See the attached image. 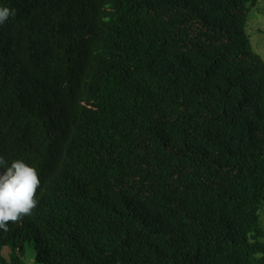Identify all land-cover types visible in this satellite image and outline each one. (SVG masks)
<instances>
[{"label":"trees","instance_id":"obj_1","mask_svg":"<svg viewBox=\"0 0 264 264\" xmlns=\"http://www.w3.org/2000/svg\"><path fill=\"white\" fill-rule=\"evenodd\" d=\"M258 3L0 0V157L40 179L0 264H264Z\"/></svg>","mask_w":264,"mask_h":264},{"label":"clouds","instance_id":"obj_2","mask_svg":"<svg viewBox=\"0 0 264 264\" xmlns=\"http://www.w3.org/2000/svg\"><path fill=\"white\" fill-rule=\"evenodd\" d=\"M13 12L0 8V23ZM0 157V229L7 230L9 222H16L36 206L37 188L40 179L37 170L21 159H15L5 167Z\"/></svg>","mask_w":264,"mask_h":264},{"label":"rangeland","instance_id":"obj_3","mask_svg":"<svg viewBox=\"0 0 264 264\" xmlns=\"http://www.w3.org/2000/svg\"><path fill=\"white\" fill-rule=\"evenodd\" d=\"M248 33L252 47L264 59V0L252 8L249 13ZM261 221L264 225V208L261 211ZM36 249L29 246L24 258L25 264H40L35 259Z\"/></svg>","mask_w":264,"mask_h":264}]
</instances>
